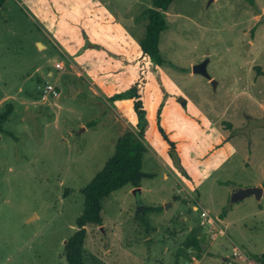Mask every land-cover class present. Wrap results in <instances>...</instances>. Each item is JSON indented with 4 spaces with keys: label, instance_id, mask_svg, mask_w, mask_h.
I'll use <instances>...</instances> for the list:
<instances>
[{
    "label": "rangeland",
    "instance_id": "374dc122",
    "mask_svg": "<svg viewBox=\"0 0 264 264\" xmlns=\"http://www.w3.org/2000/svg\"><path fill=\"white\" fill-rule=\"evenodd\" d=\"M95 1L112 10L113 23L116 13L132 19L130 28L120 25V43L137 48L152 0ZM164 14L158 48L166 64H150L147 79L138 81L128 46L121 44L120 60L81 62L21 0L0 10V113L9 102L14 106L0 128V264H65L63 246L76 231L82 189L124 132L137 130L133 100L113 98L137 82L149 118L161 109L177 149L169 154L150 127L142 133L140 186H125L102 202V225L86 227L87 264H230L232 258L258 264L264 253V0H174ZM205 58L215 89L192 74ZM93 63L94 74L87 71ZM46 81L57 97L36 99ZM70 85L76 95H69ZM221 137L222 149L202 160ZM260 185V198L231 202L233 191ZM202 211L209 226L201 225ZM196 233L202 251L185 249ZM177 251L189 253L192 263L176 260Z\"/></svg>",
    "mask_w": 264,
    "mask_h": 264
},
{
    "label": "trees",
    "instance_id": "16d2710c",
    "mask_svg": "<svg viewBox=\"0 0 264 264\" xmlns=\"http://www.w3.org/2000/svg\"><path fill=\"white\" fill-rule=\"evenodd\" d=\"M8 1L9 0H0V10L3 9ZM173 2L174 0H152L151 7L146 12L147 24L145 26L144 37L137 42V48L133 47L134 44L132 42L124 44V46H128V48L133 51L127 60L131 63L134 77L138 81L147 79L150 64L158 68L166 64L158 45L161 33L167 29L164 13ZM248 2L253 4V0H248ZM107 10L113 13L112 10ZM113 25L120 27V24L116 23V20ZM82 37L86 41V48H99L97 45H92L88 42L85 32H82ZM59 55L65 60L63 53ZM113 59L120 60L117 56L113 57ZM262 75L264 76V73H262ZM139 84L137 82L129 91L113 97L115 100H133V111L138 121L137 130L135 132L129 130L124 132L116 141L114 153L105 163L103 169L82 189L83 210L75 222L76 231L65 241L63 246L65 264H87L84 251L87 234L86 227L102 225V202L109 198L112 193L125 186H130L134 189L140 186V181L143 178L141 173L142 159L147 151L142 133L150 127V123L154 121L157 136L161 144L168 149L169 154L176 152V143L171 140L170 134L163 125L160 108H157L151 114L153 120L149 123V110L145 108L144 100H142V98L145 97L144 93L141 94L136 87ZM39 85L41 84L39 83ZM36 99H40L39 91H37ZM13 111L14 106L12 103H7L3 112L0 113V128L4 122L9 120ZM94 125L95 122L93 121L90 126ZM150 129L151 131L153 130L152 126ZM148 211H153V209L145 208L142 212ZM196 235L197 233L187 239L184 243L185 249L191 246L192 249L202 251V240ZM175 257L178 261L181 258L188 261L190 260L189 253L185 251H177ZM256 260L258 264H264V253ZM190 263H192L191 260ZM230 264L235 263L230 262Z\"/></svg>",
    "mask_w": 264,
    "mask_h": 264
},
{
    "label": "crops",
    "instance_id": "0c3cea01",
    "mask_svg": "<svg viewBox=\"0 0 264 264\" xmlns=\"http://www.w3.org/2000/svg\"><path fill=\"white\" fill-rule=\"evenodd\" d=\"M21 2L31 9L50 32H55L60 39V44L67 52L72 55L77 54L76 59L78 61L87 63L88 60H92L91 58L103 59L105 62L115 61L116 59H113V57L117 56L120 58L121 44L124 45L131 42L123 40L120 43V27L113 25V22H111L113 16L95 0H21ZM82 32H85L90 44L99 47L97 50L85 47L86 41L82 37ZM47 38L50 39L49 36ZM111 44H114L115 47ZM93 60L95 61L96 59ZM93 65L94 63L89 64L87 68V71L92 74H94ZM95 77H99L98 72ZM146 102H144V106ZM156 109L157 107L153 110L151 109L152 113ZM148 119L150 123L153 120L152 115L151 118L148 116ZM162 122L171 138L172 134L167 130L163 119ZM150 124V127L152 126L153 128L152 131L157 134L154 121ZM222 142L223 138L221 137L217 140V143L206 150L202 160L207 161L210 157H214L222 149ZM187 180L190 186L196 187L193 182L189 179ZM259 187L262 188L261 185ZM236 251L238 252V250L234 249V253Z\"/></svg>",
    "mask_w": 264,
    "mask_h": 264
},
{
    "label": "water",
    "instance_id": "95a60500",
    "mask_svg": "<svg viewBox=\"0 0 264 264\" xmlns=\"http://www.w3.org/2000/svg\"><path fill=\"white\" fill-rule=\"evenodd\" d=\"M116 23L120 24L123 27L130 28L133 25L132 19L125 18L121 16L119 13H116ZM207 65H208V58H205L203 61L200 63L192 66V74L194 75H200L207 79L212 87L215 89L216 88V82L211 79L207 72ZM69 95H76L77 90L74 88L73 85L69 86ZM262 194V188L261 187H252V188H246V189H237L233 191L231 195V202H238L240 200H243L249 196H254L256 199L260 198ZM232 263L235 264H247L245 261H241L239 259H231Z\"/></svg>",
    "mask_w": 264,
    "mask_h": 264
},
{
    "label": "built area",
    "instance_id": "2783aa9c",
    "mask_svg": "<svg viewBox=\"0 0 264 264\" xmlns=\"http://www.w3.org/2000/svg\"><path fill=\"white\" fill-rule=\"evenodd\" d=\"M55 68L57 70L62 69V65L60 63H55ZM37 90L40 93V99L42 101H46V100H50V99H54L55 97H57L58 92L57 89L55 88L54 85H52L50 82L46 81L43 84L39 85L37 87ZM201 217V225L202 226H209L212 223V220L210 219V217L207 215V213L205 211H202L200 214Z\"/></svg>",
    "mask_w": 264,
    "mask_h": 264
}]
</instances>
